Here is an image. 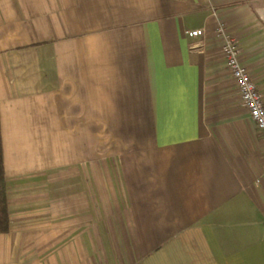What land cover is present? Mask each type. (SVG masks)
Wrapping results in <instances>:
<instances>
[{
	"label": "crops",
	"instance_id": "obj_1",
	"mask_svg": "<svg viewBox=\"0 0 264 264\" xmlns=\"http://www.w3.org/2000/svg\"><path fill=\"white\" fill-rule=\"evenodd\" d=\"M217 20L264 100V0H0V264H264Z\"/></svg>",
	"mask_w": 264,
	"mask_h": 264
},
{
	"label": "built area",
	"instance_id": "obj_2",
	"mask_svg": "<svg viewBox=\"0 0 264 264\" xmlns=\"http://www.w3.org/2000/svg\"><path fill=\"white\" fill-rule=\"evenodd\" d=\"M215 15V13L213 12ZM202 28L186 31L191 37L202 34ZM216 33L221 38V50L226 67L233 78L239 98L247 110L256 129L264 135V100L257 89L256 82L240 60V51L236 44V37L229 33L223 23L217 20Z\"/></svg>",
	"mask_w": 264,
	"mask_h": 264
},
{
	"label": "trees",
	"instance_id": "obj_3",
	"mask_svg": "<svg viewBox=\"0 0 264 264\" xmlns=\"http://www.w3.org/2000/svg\"><path fill=\"white\" fill-rule=\"evenodd\" d=\"M6 189L7 185L3 167L2 146L0 137V233L7 232L10 227Z\"/></svg>",
	"mask_w": 264,
	"mask_h": 264
}]
</instances>
